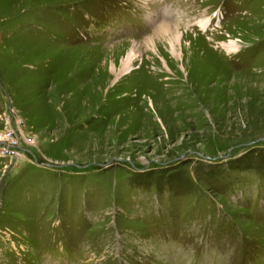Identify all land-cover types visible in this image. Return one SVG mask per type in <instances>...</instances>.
I'll list each match as a JSON object with an SVG mask.
<instances>
[{"label": "rangeland", "instance_id": "obj_1", "mask_svg": "<svg viewBox=\"0 0 264 264\" xmlns=\"http://www.w3.org/2000/svg\"><path fill=\"white\" fill-rule=\"evenodd\" d=\"M0 264H264V0H0Z\"/></svg>", "mask_w": 264, "mask_h": 264}, {"label": "bare ground", "instance_id": "obj_2", "mask_svg": "<svg viewBox=\"0 0 264 264\" xmlns=\"http://www.w3.org/2000/svg\"><path fill=\"white\" fill-rule=\"evenodd\" d=\"M152 1L153 0H137V4L141 8H143V7L146 8V6H148L150 3H152ZM152 6H151V8H152ZM154 14H156V13H154ZM151 20L153 21L154 18H152ZM208 21H209L208 19H201V20L196 22L198 24V25L197 24L196 25L199 26V28L202 31H204L207 28V26H208ZM154 32H155L156 35H159L160 38L167 39L168 44H169V53L172 56H174L175 58L180 59V61L185 60L184 62L186 63V67L188 68V65L191 64V62L194 61L193 60L194 58L192 59V55H193V53H192V43H189V42L185 41V45L187 46L185 48L186 51H187V54H188V50L189 49L191 51L189 53H192V54H188V55L184 56V51H183V48H182V45H181L182 38H183L184 34H183L182 31L179 30L178 25L174 24V26H172L170 23L162 20L160 23H158V25L156 27H154ZM145 43H146V45L148 47L147 49L153 51L154 53H157V47H156L155 42L152 40L151 37L147 38ZM220 44H221L222 47L226 48L227 50H236L238 48V45L233 40H228L227 42L220 43ZM125 54L126 55L124 57H122V59L119 61V63H116V60H113V59L109 62V69H110V71H111V73L113 75L111 84L117 85V83L119 82V80H121V78L130 76L131 74L135 73L140 68L142 69V67H144L146 65L145 63H149L150 62L149 60H153L154 59V58H146V62H145V59L144 60L142 59L141 60L142 62L140 63V66L138 67V66H136L134 64V62L137 59H139V57H140V55L137 53V50H135V49L127 50V53H125ZM157 54H159L158 58L164 64V66L167 68L168 73H170L169 80L178 81L177 74L171 72L172 70L169 69V67L167 65V61L160 55L159 51H158ZM205 60H206V62L201 65L203 68L194 69L193 70L196 74H199V75L200 74L206 75L208 73L210 74V72H212L213 69H215V67H213V65L209 63L210 59L205 58L204 61ZM143 62H145V63H143ZM154 63L153 64L149 63L150 64L149 67H151V70H152L150 75H154V78H156V77L161 76L162 74L156 68L157 64L155 65ZM170 63L172 64V62H170ZM183 69H184V65L182 66V70ZM187 71H188L187 72V76H189L190 75L189 74L190 70L187 69ZM149 104H150L151 107H153V103H152L151 100H149Z\"/></svg>", "mask_w": 264, "mask_h": 264}]
</instances>
